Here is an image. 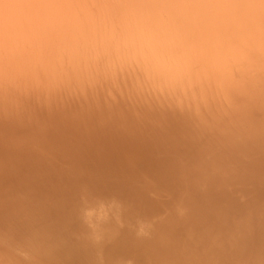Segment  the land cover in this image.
<instances>
[{
    "label": "rangeland",
    "instance_id": "rangeland-1",
    "mask_svg": "<svg viewBox=\"0 0 264 264\" xmlns=\"http://www.w3.org/2000/svg\"><path fill=\"white\" fill-rule=\"evenodd\" d=\"M215 11L249 39L264 28V0ZM246 79L214 120L0 119V264L14 249L24 264H264V68Z\"/></svg>",
    "mask_w": 264,
    "mask_h": 264
},
{
    "label": "clouds",
    "instance_id": "clouds-1",
    "mask_svg": "<svg viewBox=\"0 0 264 264\" xmlns=\"http://www.w3.org/2000/svg\"><path fill=\"white\" fill-rule=\"evenodd\" d=\"M228 3L0 0V119L130 133L219 118L242 102L249 62L264 68V28L249 39L216 13Z\"/></svg>",
    "mask_w": 264,
    "mask_h": 264
},
{
    "label": "bare ground",
    "instance_id": "bare-ground-1",
    "mask_svg": "<svg viewBox=\"0 0 264 264\" xmlns=\"http://www.w3.org/2000/svg\"><path fill=\"white\" fill-rule=\"evenodd\" d=\"M257 227H259V226L258 225L257 226H253V228H257ZM116 244H120L119 241ZM119 247H120V245L119 246H116L115 248H112L111 250L117 252V250L119 249ZM77 260H78V258H77ZM79 262H81V259L80 258H79Z\"/></svg>",
    "mask_w": 264,
    "mask_h": 264
}]
</instances>
